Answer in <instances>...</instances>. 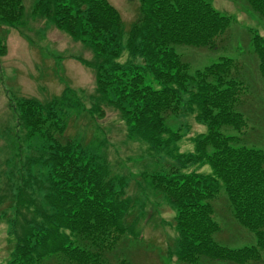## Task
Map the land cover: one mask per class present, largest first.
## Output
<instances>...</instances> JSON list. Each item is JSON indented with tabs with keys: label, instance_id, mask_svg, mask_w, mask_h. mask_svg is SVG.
Listing matches in <instances>:
<instances>
[{
	"label": "trees",
	"instance_id": "trees-1",
	"mask_svg": "<svg viewBox=\"0 0 264 264\" xmlns=\"http://www.w3.org/2000/svg\"><path fill=\"white\" fill-rule=\"evenodd\" d=\"M137 1L127 33L106 0H36L32 15L92 50L93 61H81L94 74L88 113H99L100 106L116 110L131 136L173 162L143 179L175 212L176 261L264 264V152L244 146L239 67L223 58L191 74L174 50L223 47L230 19L205 0ZM234 1L264 22V0ZM22 16L21 0H0V26L15 29ZM250 47L264 87V39L251 35ZM122 50L132 59L120 63ZM64 100L14 103L15 133L23 138L15 135L16 163H8L7 172L0 168V220L13 240L8 264H132L124 245L128 238L140 240L135 225L143 213L134 215L136 203L125 198L124 179L100 155L64 137ZM182 113L206 128L187 154L177 148L180 130L169 125ZM228 129L237 135L223 132ZM21 142L32 155L23 157ZM204 165L209 174L184 172ZM221 191L230 218L255 245L232 249L215 241L221 227L212 202Z\"/></svg>",
	"mask_w": 264,
	"mask_h": 264
},
{
	"label": "rangeland",
	"instance_id": "rangeland-1",
	"mask_svg": "<svg viewBox=\"0 0 264 264\" xmlns=\"http://www.w3.org/2000/svg\"><path fill=\"white\" fill-rule=\"evenodd\" d=\"M36 0H21L22 24L17 28L0 26V168L7 172L9 164L16 162L15 117L13 98L36 99L50 102L53 98H65L64 111L66 129L64 137L80 141L84 149L100 155L108 163L112 174L123 177L124 196L135 205V216L140 211L143 217L137 220L135 230L140 240L129 241L128 258L132 264H179L174 256L176 233L172 228L174 210L168 203L153 193L143 174L161 172L173 162L155 153L141 140L128 133L119 113L110 107L100 106L99 113L90 115L95 94L94 74L81 63L93 61L92 50L58 31L51 23L32 15ZM117 10L128 32L136 19L137 0H106ZM213 9L230 19L226 43L215 51L187 46H175L174 50L189 64L190 73L230 58L239 67L243 90L241 100L247 120L244 130V146L264 152V87L257 71V59L249 41L251 34L264 38V22L255 15L244 12L234 0H205ZM244 7V6H243ZM125 33V34H126ZM132 59L121 51L120 63ZM134 62H140L139 59ZM157 87L155 83L148 82ZM67 95L64 94L65 91ZM68 104V105H66ZM11 107V108H10ZM66 108V109H65ZM170 128L180 130L181 140L177 144L180 153L192 152L194 138L206 132L196 122L194 115L182 113L169 121ZM227 135L234 131L223 130ZM246 141V142H245ZM23 157L33 153L21 143ZM0 173H3V171ZM209 174V166H188L184 171ZM4 177L0 176V182ZM3 188V186L1 185ZM215 222L221 232L214 236L216 242L228 248H242L255 245V238L238 228L230 218L228 205L222 191L212 202ZM12 238L6 220L0 221V264H8Z\"/></svg>",
	"mask_w": 264,
	"mask_h": 264
}]
</instances>
